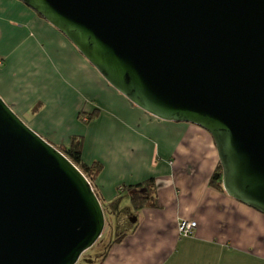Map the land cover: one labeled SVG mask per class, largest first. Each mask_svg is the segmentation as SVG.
<instances>
[{
  "label": "water",
  "instance_id": "95a60500",
  "mask_svg": "<svg viewBox=\"0 0 264 264\" xmlns=\"http://www.w3.org/2000/svg\"><path fill=\"white\" fill-rule=\"evenodd\" d=\"M19 1L135 106L206 130L224 192L264 214V0ZM105 215L82 171L0 96V264H78Z\"/></svg>",
  "mask_w": 264,
  "mask_h": 264
},
{
  "label": "crops",
  "instance_id": "0c3cea01",
  "mask_svg": "<svg viewBox=\"0 0 264 264\" xmlns=\"http://www.w3.org/2000/svg\"><path fill=\"white\" fill-rule=\"evenodd\" d=\"M0 64V96L15 113L54 147L83 137V161L102 167L104 203L128 199L135 228L102 264H264V214L211 186L219 158L206 130L135 106L19 0H0ZM151 179L157 206L134 210L124 188ZM184 219L198 224L191 237L178 233Z\"/></svg>",
  "mask_w": 264,
  "mask_h": 264
},
{
  "label": "trees",
  "instance_id": "16d2710c",
  "mask_svg": "<svg viewBox=\"0 0 264 264\" xmlns=\"http://www.w3.org/2000/svg\"><path fill=\"white\" fill-rule=\"evenodd\" d=\"M97 116L98 114L90 115L88 117L87 123L94 121L97 118ZM84 117H85L84 114L80 115V119L82 121L84 120ZM83 147H84V138L76 136L72 138L70 146L57 148V149L61 151L74 165H76V167H78L82 171V173L90 181V183L94 187L95 192L97 193L95 188V181L98 175L100 174L102 167L98 163H95L91 167H89L83 162L82 160ZM222 177H223L222 167L219 164L215 173L212 176L211 186L214 187L215 189H220L221 191L224 192L222 187ZM154 187H155V180L151 179L146 181L145 183L124 188L131 195V202L134 210H140L146 206H157ZM97 195L99 196L98 193ZM99 198L100 201L102 202L104 211H106L107 204L104 203L103 199L100 196ZM126 235L127 234H123L119 236V238H117V240L112 243V246L121 243ZM112 246L110 247V249L112 248ZM110 249L106 251V254H104L103 260H105L106 257L108 256Z\"/></svg>",
  "mask_w": 264,
  "mask_h": 264
},
{
  "label": "rangeland",
  "instance_id": "374dc122",
  "mask_svg": "<svg viewBox=\"0 0 264 264\" xmlns=\"http://www.w3.org/2000/svg\"><path fill=\"white\" fill-rule=\"evenodd\" d=\"M18 112L20 113L19 110H18ZM88 115L89 114H85V117H87ZM62 147H64V146L56 147V148H62ZM154 188H155L154 192L155 191L157 192L158 183L156 184V181H155V187ZM126 198L127 197H125L124 199H126ZM110 204L107 203V209L105 211L106 227H105V230L103 232L102 237L89 251H87L86 253L83 254V256L81 257L78 264H88L85 261V259L89 260L88 262H91L90 264H102L105 261V260H103V256H104V254H106V251L110 249V247L112 246V243L114 241H116L117 238H119V236H121L123 234H127L128 232H131V231H133L132 228H135V223L128 221V216H127L128 211L126 209H122L124 207L129 208L128 206L130 205V203H129L128 199H127V201H122L121 206L119 205V207H118V209L121 208V210H119L120 213L118 212L117 215L115 214V216L113 214L115 212V210H113L111 208ZM134 213H136V212L134 211ZM134 219H136V217H134ZM132 248H133V246L132 247H130V246L126 247L125 248L126 252L131 253ZM136 258H138V257H136Z\"/></svg>",
  "mask_w": 264,
  "mask_h": 264
},
{
  "label": "built area",
  "instance_id": "2783aa9c",
  "mask_svg": "<svg viewBox=\"0 0 264 264\" xmlns=\"http://www.w3.org/2000/svg\"><path fill=\"white\" fill-rule=\"evenodd\" d=\"M198 224L195 221L181 220L178 224V233L181 237H191L194 235Z\"/></svg>",
  "mask_w": 264,
  "mask_h": 264
},
{
  "label": "flooded vegetation",
  "instance_id": "af4514ba",
  "mask_svg": "<svg viewBox=\"0 0 264 264\" xmlns=\"http://www.w3.org/2000/svg\"><path fill=\"white\" fill-rule=\"evenodd\" d=\"M95 113L96 112H94V113H92V114H89V116L90 115H95ZM85 115V114H84ZM84 118H88V117H84ZM23 120V119H22ZM25 122V121H24ZM72 141V140H71ZM71 145V144H70ZM69 145V146H70ZM64 147H67V146H64ZM84 148V147H83ZM82 160H83V158H82ZM84 162V161H83ZM85 163V162H84ZM86 164V163H85ZM87 166H89V167H91V165H88V164H86ZM113 205V206H112ZM111 205V208L113 209V210H115V212L113 213L114 214V216H115V214L117 215V213L119 212V209H118V205H117V203H113ZM127 211H128V214H127V216H128V221H131L132 222V220H134V217H135V215L133 214V212L132 211H130V210H128V209H126ZM120 213V212H119ZM128 231V230H127ZM80 261V260H79ZM85 261L88 263V264H90L91 262H88L89 260H87V259H85ZM79 263V262H78Z\"/></svg>",
  "mask_w": 264,
  "mask_h": 264
}]
</instances>
